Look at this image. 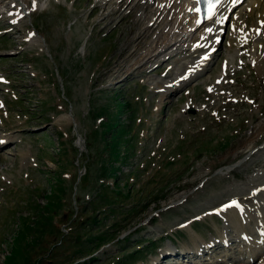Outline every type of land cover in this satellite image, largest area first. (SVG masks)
<instances>
[{
    "label": "rangeland",
    "instance_id": "374dc122",
    "mask_svg": "<svg viewBox=\"0 0 264 264\" xmlns=\"http://www.w3.org/2000/svg\"><path fill=\"white\" fill-rule=\"evenodd\" d=\"M2 1L0 264H238L223 207L264 198V2H228L195 76L185 0L147 35L164 0H18V24ZM225 227L231 250L184 253Z\"/></svg>",
    "mask_w": 264,
    "mask_h": 264
},
{
    "label": "bare ground",
    "instance_id": "6f19581e",
    "mask_svg": "<svg viewBox=\"0 0 264 264\" xmlns=\"http://www.w3.org/2000/svg\"><path fill=\"white\" fill-rule=\"evenodd\" d=\"M4 1H6V0L2 1L4 10H5L4 13L10 14V16H12V20L16 21V24H18L17 19L21 18L22 15L24 18V16L27 17V16H29V13H31V11L27 12L28 8L26 5L23 4L22 1L9 0L5 3H4ZM122 1L128 2V0H118V3L122 2ZM132 1H134V0H132ZM229 1L233 4V3L238 2L239 0H220L217 3V5L211 9V11L209 12L210 13L209 16H207L205 18H200L199 14H197V11L196 12L194 11L195 7L197 6V1L196 0H185L186 3L184 5V7L188 6V8H189V11L187 14H189V13L192 14V19L190 20L188 18L189 22L188 23L186 22L187 23L186 26L190 27V29H188L189 32L187 31V29H185L184 31H180L181 29H179V31L181 33H183V35L180 37L178 35L180 32L175 33L176 36L173 37V40L175 41V44L176 43H182L187 38L191 42V40H192L191 38H192V36H194L193 39H194V41H196L197 45L194 46V48H190V50L192 49L191 55H195L197 58L196 59L197 61L195 63L192 62L194 64L193 66L191 63L187 67V69L189 68V72H190L189 74H191V73L193 74V72H194V75L196 76L199 74V72H201V71L203 72L204 67L210 62V60L212 59V57L214 55V52H212V49L214 46H215L214 51L216 50V52H217V45L218 44L215 43V40L213 41V43L209 41V33H212V31L214 29L213 25H215V22L220 21L223 18V16H225L223 13H226L225 10H227L228 7L231 6L228 3ZM177 2H178L177 0H164L162 5L158 4L156 7V11L151 13L152 18L154 20L151 22V24H149V26L147 25V28L146 27L144 28V35H147L151 29H155L156 26L154 24H155L156 20L159 17H161L164 12L168 13V11L170 9H174L173 7H175L177 5ZM259 2H260V0H258V1L255 0L256 6L259 5ZM263 2H264V0L261 1V4H263ZM253 4H254V2H253ZM122 7H123V5L119 6L114 11V13L115 14L118 13ZM149 7H150V4L147 3V0H138V2L133 3L132 5H129V11H132L135 9L136 10L137 9H143V10H145L144 11V13H145L146 10L149 9ZM182 8H183V6H182ZM185 12H186V10H185ZM15 13H17V14H15ZM143 17H145V15H143ZM205 19H207V21H205ZM176 32H178V31H176ZM195 33H197V34H195ZM181 38H183V40ZM31 40L33 42H36L38 40V38H37V36L36 37L34 36V38ZM31 40H30V42H31ZM208 42H210V43H208ZM207 43H208V45H207ZM176 79H178V78H176ZM184 80H186V79L184 77H182L181 79L176 80V82L173 81L171 88H175V87L179 86ZM163 88L164 89L161 90L160 92L163 93V96H164L165 91L169 93L170 87H168V85L167 86L164 85ZM262 126H264V123H262ZM262 133H263V130H261V129H259L257 132L258 136H261ZM255 139H256V137H255ZM6 141L8 142L7 137H1L0 136V145ZM247 148H248V146L246 147V149ZM257 194H258L257 191L252 192V199L254 200L252 202V204H250L249 202L247 204L246 199L243 200L240 198H236V197H238V196H236L235 198L237 199V201H235V204L231 205L230 203H226L225 206L223 207V208H228V223H226V227L228 229L234 228V230L237 232V235L239 238L238 242L241 244L240 247L243 249V257H241L240 260L236 261V262H238V264H253L254 258H257V262H258V260L261 259L260 257H262V255L264 256V198L262 196H258V198H257L256 197ZM239 195H241V194H239ZM250 222L252 223L253 226H251ZM189 224L190 223H185V224L181 225V228H184V229L187 228L189 231H191L190 230L191 227L189 226ZM227 228L225 229V232H224L225 234L223 233V234L219 235V240H213L208 244H206L204 240H202V239L200 240L199 237H196V241L198 244H196L194 246V251H191V252L184 251V253L189 255V257H191L190 259H192L196 255L199 256V254L203 253L204 251H206L205 254H207L211 250L216 251V250H219L220 248H223V247H226L227 251L231 250V248L228 249V242L229 241L226 237V236H228V232H227L228 229ZM191 233H193V232L191 231ZM235 242L236 241L231 240V244H233ZM202 247L207 248V249H203ZM204 260H206V259H204ZM157 263H159V262H157ZM205 264H208V263H205ZM210 264H225V263H222V262H215L214 263L213 262ZM234 264H235V262H234ZM260 264H264V259L260 260Z\"/></svg>",
    "mask_w": 264,
    "mask_h": 264
}]
</instances>
